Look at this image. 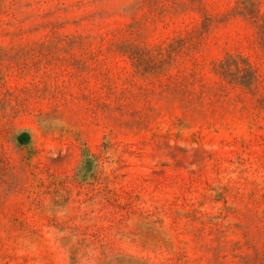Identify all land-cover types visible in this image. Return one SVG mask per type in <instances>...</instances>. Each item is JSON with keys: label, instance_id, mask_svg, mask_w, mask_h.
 Returning a JSON list of instances; mask_svg holds the SVG:
<instances>
[{"label": "rangeland", "instance_id": "rangeland-1", "mask_svg": "<svg viewBox=\"0 0 264 264\" xmlns=\"http://www.w3.org/2000/svg\"><path fill=\"white\" fill-rule=\"evenodd\" d=\"M0 264H264V0H0Z\"/></svg>", "mask_w": 264, "mask_h": 264}]
</instances>
